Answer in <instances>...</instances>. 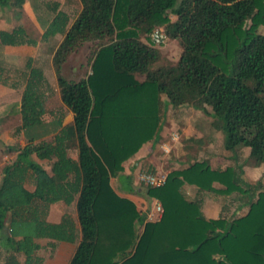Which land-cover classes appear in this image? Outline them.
<instances>
[{
	"label": "trees",
	"instance_id": "trees-1",
	"mask_svg": "<svg viewBox=\"0 0 264 264\" xmlns=\"http://www.w3.org/2000/svg\"><path fill=\"white\" fill-rule=\"evenodd\" d=\"M23 2L0 0V7L20 9ZM79 2L70 24L54 3L40 34L42 41L62 36L51 65L71 122L61 125L60 115L49 141L30 134L21 147L5 146L17 152L1 167L0 230L6 231L1 237L9 250L5 263H18L14 254L21 253V264H40L35 238L74 241L70 215L47 223L32 207L37 200L74 204L79 240L67 264H264V190L245 183L240 166L211 168L205 160H194L170 170L163 185L145 187L146 196L162 207L157 221H145L134 203L109 184L124 160L157 138L164 113L161 94L172 107L188 105L211 116L212 128L223 133L224 149L244 146L252 165L264 161V33L256 32L264 26V0ZM155 26L179 45L173 65L155 66L162 58L159 50L141 40ZM85 42L97 45L90 72L77 81L65 79L63 63ZM0 45L34 46L36 40L15 25L0 29ZM24 67L16 133L42 123L50 87L30 57ZM71 147L76 159L68 155ZM31 154L53 159L49 172ZM27 177L33 190L24 186ZM185 185L198 193L242 192L237 208L247 209L228 219L205 218L199 199L186 198Z\"/></svg>",
	"mask_w": 264,
	"mask_h": 264
},
{
	"label": "rangeland",
	"instance_id": "rangeland-1",
	"mask_svg": "<svg viewBox=\"0 0 264 264\" xmlns=\"http://www.w3.org/2000/svg\"><path fill=\"white\" fill-rule=\"evenodd\" d=\"M66 1L67 2L65 4H61L58 6L57 0H24L20 9L0 7V28L10 25V22L12 26L21 25L26 30L28 36L36 40V45L30 47L29 51H23L24 49L21 48L8 50L0 47V80H3L5 82L0 85V119L4 120L2 125L0 126V175L1 167L5 163L10 162L17 153L14 151H7L5 146H22L25 143L26 135H35L37 133H41L42 131L41 127L39 126L29 127L26 129V131H23V133H16L14 131L15 127H17L20 123L19 113L17 111L20 95L19 89L24 81L22 75L26 72L24 62L28 54L32 57L33 65L40 67L47 81L49 80L51 82H49L51 84V87H49V90L46 94V99L44 101V108L46 111V114L44 115L45 122L51 119V116L48 112H56L58 115H64L67 112V110L63 109L61 103L59 102V97L55 87L54 75L52 71L53 68L50 64V57L54 47L59 42V37L55 36L54 38H50L47 41L40 40V34L42 32L43 26L54 13L51 10L54 3H57L56 9L59 8L67 13L69 17L68 24H70L71 20L74 18L78 11L79 5L76 0ZM15 15H17V17ZM245 25H248V21L245 22ZM256 32L264 33V26L259 25L256 28ZM141 38L144 42L148 41L147 34L143 35ZM96 46L95 43L85 42L75 52L71 53L68 56V59L61 71L63 77L69 80H78L81 78H85L90 72V64L92 59L91 51L95 50ZM155 48L159 50L162 57L161 60H159V62L155 64V66L171 64L173 65L176 63L180 48L175 40L166 39L161 45ZM136 77L140 79V75H136ZM11 82H16V85L12 86V89L8 87V83ZM161 96L163 98L162 109H168L170 105L167 104L166 97L163 94H161ZM187 107L188 105L171 107L177 108V110L173 109L172 111L167 112V114L162 116V118L165 119L164 125L173 126L174 130V132L167 133L164 141L173 143L174 141L179 140V144L182 145L187 143L188 141L184 137L189 132H182L184 128L189 130V128L195 124H198V126H202L204 129L209 128V130H211V116L202 111L200 112V117L197 119H194L193 117L191 118V116L188 115L187 118L185 117L186 119H184L183 116L184 114H186V110L184 108ZM207 108L209 112L210 109L209 107ZM68 117L69 116H67L66 119H68ZM186 124H188V126H186ZM174 136H177V139H173ZM161 139L163 140V138ZM210 140V143L212 145L206 152V154L204 153L202 156H207L206 161L210 159L209 165L212 168H225L226 166H230L236 169L237 166H240V176L242 177L244 182L252 186L255 183H258L261 190H264V161L259 163L258 165H252L247 159L248 148L244 146H236L233 150L224 149L222 132H219L218 136L210 138ZM173 149L174 147H171L169 152H167L170 157L174 156L173 154L175 153V151H173ZM252 176H259L260 179L258 181H249V177ZM119 184L124 186L127 185V182L125 179H122V177H120ZM136 187L139 188L141 196L145 199H148L145 194V186L142 184H137ZM240 187L241 191L247 190L244 189L243 186ZM251 190L252 189H250L249 191ZM182 191L185 194L186 198L194 199L190 190L185 191V189H182ZM241 193L242 192L233 191L229 194H220L204 191L202 194L205 196L207 195L208 206L214 207L215 210L218 211L219 217L228 219L232 216L241 215L246 211V206H243L237 210L239 202L243 201V195L241 196ZM7 222L8 221L4 223V226H7ZM5 232L6 231L3 229L0 230V236L5 234ZM53 249L54 247L52 245L46 247L42 253L43 256H49L50 258ZM55 257L56 255H54L50 260L55 259Z\"/></svg>",
	"mask_w": 264,
	"mask_h": 264
},
{
	"label": "crops",
	"instance_id": "crops-1",
	"mask_svg": "<svg viewBox=\"0 0 264 264\" xmlns=\"http://www.w3.org/2000/svg\"><path fill=\"white\" fill-rule=\"evenodd\" d=\"M76 1L79 5L78 11L76 13V15H77L81 6H80L79 0H76ZM66 2H67L66 0H57L58 6L61 4H65ZM58 10H61V9L58 8ZM61 11L66 13L64 10H61ZM76 15L74 16V18L76 17ZM15 16L17 17V15H15ZM169 18L172 19L173 17L171 15H169ZM73 19L71 20V22L73 21ZM11 27H13V26L11 25V22H10V25L3 26L0 29L9 30ZM57 36L59 37V41H60L62 36H60V35H57ZM141 40H142V38H141ZM0 47H3L4 49H8V50L14 49V48H21V49H24L23 51H29V48L33 47V46L0 45ZM51 56H52V54H51ZM27 57H30L32 59L31 55H29V54L27 55ZM67 59H66V61H67ZM66 61L62 65L61 71H62L63 66L66 63ZM50 64H51V57H50ZM51 67H52V65H51ZM52 71H53V69H52ZM53 75H54V72H53ZM135 78L138 81H141L143 79V76L140 75V79L137 78L136 76H135ZM74 81H77V80H74ZM47 82L49 83L50 81L48 80ZM54 82H55V87H56L57 94L59 97V92H58V87L56 86L55 76H54ZM3 83H5V82L3 80H0V85H2ZM50 83H49V86L51 85ZM8 84H9L8 87L12 89V86H15L16 82H11ZM21 89H22V86L19 89V93H20ZM160 100L163 103V98L161 95H160ZM59 102L61 103L60 98H59ZM61 105H62L63 109L67 110L63 106L62 103H61ZM171 107L172 106L169 107L170 109L169 108L165 109L163 115L167 114V112H170L173 109L177 110V108H171ZM178 109H180V108H178ZM184 109L186 110V112H185L186 114H184V116H183L184 119L187 118V115L191 116V118L193 117L194 119H197L200 117V114H201L200 110L193 109L191 106H188L187 108H184ZM48 113L50 114L51 119H49L45 122V120H44V115L46 114V111H45V113L42 115L43 121L39 125V127H41L42 131L39 134L37 133L39 138L41 140H45V141H49L52 138L54 131L57 130L58 127L56 125H54L53 121L55 118H58L60 116L56 112H48ZM67 116H69L68 119H66ZM206 117H207V115H206ZM71 120H72V113L67 110V112L62 117L61 125L68 124L71 122ZM164 120L165 119L162 118V123H161L160 129H159L157 138L153 141H148L146 143H143L133 155H131L130 157H128L126 160H124L122 162V164H121L122 170L116 176H112L109 178V184H110L111 188L113 189V191L118 196L125 197V198L129 199L130 201H132L135 205L136 210L138 212L144 214L145 217L147 214L151 213L152 204H153L155 199L151 198V197H147L148 199H145L144 197L141 196L139 188L136 187V185L139 184L136 181V174L139 171H149V170H151L152 172H160V173L167 174L170 170L180 169V168L186 167L189 163H191L194 160H198V161L205 160L206 161L207 156H205V155L202 156V155L204 153L206 154V152L210 149V147L212 145L210 143L211 142L210 138L218 136L219 132H220V131L215 130L213 128H211V130H209V128L204 129L202 126H198V124H195V125L191 126L189 128V130L184 128V130L182 132V133H184V132L187 133V131L189 132L184 137L185 139H187V141H188L187 143H185L183 145L179 144L180 143V142H178L179 140H176L173 143H170L169 141H164V138L166 137L167 133L174 132L173 126L164 125ZM3 121H4L3 119H0V126L2 125ZM19 121H20V117H19ZM186 126H188V124H186ZM15 129H16V127H15ZM15 129H14V131H15ZM20 133H23V131H20ZM161 138H163V140ZM173 139H177V136L176 137L174 136ZM171 147H174L173 151H175V153L173 154L174 156L170 157V155L167 152H169ZM68 155L72 159H76L75 147H71L68 149ZM31 158L35 162L40 164L43 169H45L47 172H49L50 165H51V162L53 159H50V160L49 159H39L34 154H31ZM207 162L209 164L210 159H208ZM220 169H223V168H220ZM120 177H122V179L126 180L127 185L122 186L121 184H119V178ZM254 177L255 176L249 177V179H250L249 181H251V180L255 181V179H253ZM0 178H1V175H0ZM24 186L29 191L33 190L34 185L31 181L30 177H27V179L24 183ZM212 186L215 188H218L221 185L217 182H213ZM183 189H185V191L190 190V192L193 195L192 197L194 199H197V200L199 199L200 205H201L200 210H201V212L205 218L215 219V218L219 217L218 211L215 210L214 207L208 206L207 195L205 196L202 194L204 191L201 193H198V191H196L195 188H193V186H189V185L183 186ZM203 196H204V199H203ZM32 207L38 211L40 218L43 219L47 223H58L60 221L61 217L65 213H68L70 215L71 220H72L73 225H74V230H75V239L73 242L57 241V240L50 239L47 237H40V238L34 239V242L39 245L38 249H36V251H35V254L41 258L40 264H67L68 260L70 259L71 255L75 249V246L79 240V227H78V224L76 221L73 202L67 206L62 201H56V202H53L50 204H45L41 201L35 200L32 204ZM237 210H238V208H237ZM6 225H7V223H6ZM7 231H8V228H7ZM50 245H52L54 247V249H53V252L51 254V257L49 258V256H43L42 253L45 250V248L50 246ZM7 254H9V250L5 249V247L3 245V239L0 236V261H1V264L2 263L6 264L4 260H5V257L7 256ZM14 255H15V258L18 262L16 264H21V262L23 260V255L21 253H15ZM54 255H56L55 259L50 260ZM21 258H22V260H21Z\"/></svg>",
	"mask_w": 264,
	"mask_h": 264
},
{
	"label": "built area",
	"instance_id": "built-area-1",
	"mask_svg": "<svg viewBox=\"0 0 264 264\" xmlns=\"http://www.w3.org/2000/svg\"><path fill=\"white\" fill-rule=\"evenodd\" d=\"M148 42L153 47L161 45L166 40V34L162 27L155 26L147 33ZM166 174L160 172L139 171L136 181L145 187H159L163 185ZM162 213V207L154 200L151 213L146 215V221H157Z\"/></svg>",
	"mask_w": 264,
	"mask_h": 264
},
{
	"label": "clouds",
	"instance_id": "clouds-1",
	"mask_svg": "<svg viewBox=\"0 0 264 264\" xmlns=\"http://www.w3.org/2000/svg\"><path fill=\"white\" fill-rule=\"evenodd\" d=\"M253 179H255V180H259L260 179V177L259 176H256V177H254Z\"/></svg>",
	"mask_w": 264,
	"mask_h": 264
}]
</instances>
